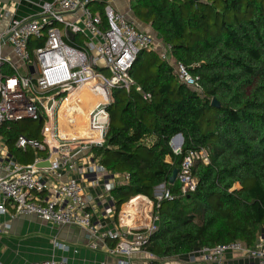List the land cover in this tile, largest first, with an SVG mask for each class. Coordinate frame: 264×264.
Segmentation results:
<instances>
[{"label":"trees","instance_id":"trees-1","mask_svg":"<svg viewBox=\"0 0 264 264\" xmlns=\"http://www.w3.org/2000/svg\"><path fill=\"white\" fill-rule=\"evenodd\" d=\"M134 9L199 78L201 91L181 83L173 68L145 50L130 75L152 98L135 88L112 90L105 142L90 152L107 171L129 175L112 192L117 214L138 196L155 202L158 229L148 250L161 259L185 260L202 247L237 241L255 245L264 231V0H138ZM78 112L80 121L87 119L85 109ZM44 123L41 117L2 124L10 156L32 164L34 152L18 149L16 141H43ZM82 124H69L65 133ZM177 134L183 136L179 154L171 147ZM93 135L89 127L79 138ZM201 149L210 163H197V188L182 196L170 178L188 152ZM160 185L172 200L155 197Z\"/></svg>","mask_w":264,"mask_h":264},{"label":"built area","instance_id":"built-area-1","mask_svg":"<svg viewBox=\"0 0 264 264\" xmlns=\"http://www.w3.org/2000/svg\"><path fill=\"white\" fill-rule=\"evenodd\" d=\"M94 1L51 0L41 5L38 14L25 19H15L0 8V126L6 122L38 121L41 117L45 121L43 141L25 136L16 141L18 149L34 152L32 164L24 165L11 157L0 137V211L6 213L10 208L18 216H36L60 227H79L87 232L92 249L102 245L118 264H134L137 254H147L153 261L166 260L148 250L158 229L159 216L153 213L155 202L145 196V202L133 209L135 213L127 214L121 208L117 214L112 192L127 183L129 175L107 171L91 159L93 156L87 164L81 165L77 160L92 146L104 144L110 122L106 109L113 89L135 88L145 100L152 98L130 75L140 51L156 53L173 68L181 83L197 91H201L199 78L175 59L171 45L141 31L126 14L111 6L105 8L104 16L93 12ZM85 88L90 94L103 92L102 101L89 115L90 130L99 138L65 140L55 118L64 103L71 102ZM181 149L182 144L175 153H181ZM46 162L49 167H38ZM199 162L210 163L204 149L184 156L177 176L182 196L195 192L198 180L194 168ZM78 171L79 177L60 181L64 173ZM86 175H94V180ZM106 175L113 180L103 184L111 205L97 213L98 199L88 189L100 188ZM162 199L173 197L166 191L158 198ZM143 212L153 223L138 222V215ZM107 242L113 246L107 247ZM59 247L69 251L65 245ZM27 264L71 263L67 258H52ZM177 264H264V231L253 246L237 241L202 247L185 260H177Z\"/></svg>","mask_w":264,"mask_h":264},{"label":"crops","instance_id":"crops-1","mask_svg":"<svg viewBox=\"0 0 264 264\" xmlns=\"http://www.w3.org/2000/svg\"><path fill=\"white\" fill-rule=\"evenodd\" d=\"M49 1L51 0H0V8L4 13H9V16L15 19H18L17 17L25 19L38 14L41 10V5ZM137 1L95 0L91 5V9L93 12L102 15L105 12V8L111 6L116 11L126 14L130 20L136 23L141 31L158 37L151 23L138 18L134 9ZM201 1L207 2V0ZM14 5L16 10H13ZM23 5L24 11L21 12L20 10ZM26 7L31 10L27 11L25 9ZM86 112L89 118L90 111L88 108ZM95 134V136H91L92 139L99 138L98 134ZM179 141L180 139H177L173 146H179ZM80 156V159L77 161L81 165L87 164L88 160L93 159L90 151L83 152ZM90 157L92 158L90 159ZM93 161L95 160L93 159ZM79 176V171L77 173L66 172L60 181L65 182L72 177ZM85 177L89 180H94V175H86ZM109 181H113L112 177L106 175L100 188L97 190L93 188L88 189L98 199L96 205L97 213L102 211L104 207H110L111 205L106 193L103 191V184ZM89 185L91 186L90 183ZM138 198H135L128 205L129 209L141 203V201H138ZM2 203L3 195L0 192V205ZM8 207L10 206L8 205ZM7 210L8 212L6 213L0 211V264H27L29 262L44 261L52 258H67L71 264H118L116 259L111 260L109 259L111 257L105 256L107 254L106 249L102 245L97 250L92 249L87 232L79 227H60L45 222L36 216H18L13 209L8 208ZM108 221L111 220L109 219ZM110 226L114 225L110 224ZM59 245H65L69 248V251L62 250ZM106 245L107 247H112L113 243L107 242ZM133 263L177 264V262L170 259L153 261L147 254H137Z\"/></svg>","mask_w":264,"mask_h":264},{"label":"bare ground","instance_id":"bare-ground-1","mask_svg":"<svg viewBox=\"0 0 264 264\" xmlns=\"http://www.w3.org/2000/svg\"><path fill=\"white\" fill-rule=\"evenodd\" d=\"M100 92L103 93L102 91H100ZM101 97L97 96V93L90 94L89 92H86V88H85L77 96L74 95L71 102L69 101L68 103H64V105L61 107V109L59 111V128L63 130V133H60L63 138L69 137L65 133L66 129L62 126L63 121H66L69 124L83 122L84 120L80 121L78 118L77 113L79 111V107L86 110L91 101H93L96 98H101ZM73 102H75V103H73ZM94 133H96V132H94ZM69 135L71 136V134H69ZM71 137H73V136H71ZM79 139L80 140H86V139H92V138H91V136H84L83 138H75L74 140H79ZM138 197H139L138 201H141V203L145 202V198H144L145 196H138ZM132 201L130 203H128V205L131 204ZM140 204H138V205H140ZM128 205L125 208V213H127V214L135 213L133 210L135 206H133L132 208L129 209ZM129 222H131V221H129Z\"/></svg>","mask_w":264,"mask_h":264},{"label":"rangeland","instance_id":"rangeland-1","mask_svg":"<svg viewBox=\"0 0 264 264\" xmlns=\"http://www.w3.org/2000/svg\"><path fill=\"white\" fill-rule=\"evenodd\" d=\"M9 7H10V6H9ZM8 9H9V8H8ZM25 9H26L27 11H30V10H31V9H28L27 7H26ZM13 10H16L15 5H14ZM20 11H21V12L24 11V5L21 7V10H20ZM17 18L20 19V17H17ZM106 75H107V77H110L109 73H106ZM97 96H100V97H101V96H103V95H100V94L98 93ZM110 100H111V102H112V98H111V96H110ZM101 101H102V97H101V98H96V99H94L93 101L90 102V104L88 105V109H89L90 113L93 111V109L96 107V105H97L99 102H101ZM77 114H78V116L81 115V113H79V112H78ZM55 120L59 122V115L56 116ZM82 123H83V124H82L81 126H76V125H75V126L78 127V128H77V131H76L75 133H72V134H71V136H73V137L69 136V137L64 138V139H65V140H72V139L79 138L80 136H82V135L85 133V131L89 128V118L87 117V119H85ZM31 126H32L33 128H37V127L39 126V123H37V122H32V123H31ZM62 126L67 130V129L69 128V123L66 122V121H63ZM180 144H181V140L179 141V145H180ZM165 192H166L165 187L157 188V189L155 190V197H156V198H160ZM126 206H127V205L123 206L122 209H125ZM134 208H135V207H134ZM153 213H155L154 210H153ZM139 220H140V221H143L144 224L153 223V221L151 220V218H149V217L147 216V214H144V212L142 213V215H141V214L138 215V222H140ZM98 254H100V253H98ZM100 255H101V254H100ZM105 256H106V257H111V258H109V259H111V260L116 259L115 257L110 256V255H107V254H106ZM171 260L177 262V259H171Z\"/></svg>","mask_w":264,"mask_h":264},{"label":"water","instance_id":"water-1","mask_svg":"<svg viewBox=\"0 0 264 264\" xmlns=\"http://www.w3.org/2000/svg\"><path fill=\"white\" fill-rule=\"evenodd\" d=\"M195 1H198V0H195ZM69 36H70L71 39L73 38V35L72 34H69ZM212 106H214V107H220V103L217 100H213ZM177 139H180L181 140V144L183 145V136L181 134H177L171 140V147L173 148L174 151L177 149V146L175 147L172 144ZM177 153H179V152H177ZM38 167H40V168H42V167H49V163L48 162H46V163H40V164H38ZM178 172H179V169H177V168L174 169L173 175L171 176L170 181H169V183L171 185L175 184V182L177 181ZM160 187H164V185H160L158 188H160ZM123 230L124 231H127L126 228L123 229Z\"/></svg>","mask_w":264,"mask_h":264}]
</instances>
